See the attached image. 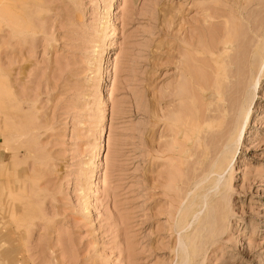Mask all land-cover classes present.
<instances>
[{
    "label": "rangeland",
    "instance_id": "rangeland-1",
    "mask_svg": "<svg viewBox=\"0 0 264 264\" xmlns=\"http://www.w3.org/2000/svg\"><path fill=\"white\" fill-rule=\"evenodd\" d=\"M256 24L264 0H0V264H264Z\"/></svg>",
    "mask_w": 264,
    "mask_h": 264
},
{
    "label": "bare ground",
    "instance_id": "bare-ground-1",
    "mask_svg": "<svg viewBox=\"0 0 264 264\" xmlns=\"http://www.w3.org/2000/svg\"><path fill=\"white\" fill-rule=\"evenodd\" d=\"M262 10V9H261ZM260 12V11H259ZM252 13V12H251ZM263 15V14H262ZM258 21V20H257ZM258 24V23H257ZM256 24V26H255V30H256V35L258 34V36H261V40H260V43L258 44V46H257V55H258V65L260 66V64H261V61L264 59V27H262V30L260 29V31H259V33L257 32V28H258V25ZM257 27V28H256ZM240 34V33H239ZM249 36V35H248ZM249 38V37H248ZM226 39H228V40H226L225 42H224V46H226V45H228V44H231L232 42H234V41H239V38H238V34H236V33H234V34H231V35H229L228 36V38H226ZM234 44V43H233ZM237 46H238V48L240 49L239 50V52H238V54H237V57H238V59L239 58H241V61L240 62H244L245 60H246V58H245V56H246V52H247V48L249 47V46H246V44H244L243 42L241 43V41H239V42H237ZM234 54L235 53H233V54H231V55H233L234 56ZM230 58H232V57H230ZM236 59V58H235ZM240 60V59H239ZM230 61H232V59H230ZM255 62H256V60H255ZM209 64V63H208ZM244 64V63H243ZM112 65V64H111ZM236 65V64H235ZM234 65V66H235ZM237 65H239L240 67H241V65H240V63H237ZM254 65L256 66V64L254 63ZM246 66V65H245ZM113 67V66H112ZM113 70V69H112ZM243 70V69H242ZM242 73H243V71L241 72V75H242ZM207 78H208V76H207ZM240 78V77H239ZM105 79V78H104ZM241 79V78H240ZM246 79V78H245ZM245 81V80H244ZM252 82H254V84L252 83ZM251 83L253 84V87L255 86V84H256V82H257V79L255 80L254 79V81H252ZM248 89V88H247ZM235 90V89H234ZM238 96V95H237ZM236 98V97H235ZM102 100V99H101ZM230 101V100H229ZM244 115H243V117L241 118L242 120L241 121H238V123H237V125H236V129H234V131L236 130V132L231 136L232 137V140L233 141H236V140H238L237 138H239V134H241V132H242V128H243V124L245 123V122H247L248 121V118H247V113H246V111H245V113H243ZM202 118V117H201ZM229 121V120H228ZM227 123V122H226ZM231 127V126H230ZM200 129H201V127L200 126H198V128H197V131H200ZM240 139V138H239ZM232 141V142H233ZM100 142H101V139H100ZM223 142V141H222ZM100 144V143H99ZM234 151V150H233ZM231 155H232V153H231ZM229 163H230V155L229 154H227L226 156H224L223 158H221L220 160H218L217 161V163H215L216 164V167H215V169L214 170H212V172H215V174H217L216 176L217 177H215V178H213L212 180H213V187H216L219 183H220V178H219V176L225 171V169H226V167L229 165ZM211 171V170H210ZM226 185V184H225ZM223 186V187H218L219 189H218V191L219 192H221V191H223V189L226 187V186ZM204 204V203H203ZM197 206V205H196ZM190 210V209H189ZM201 211V210H200ZM189 213V212H188ZM208 213V212H207ZM206 213L204 214V216L202 215V216H199V212L196 210V209H194L193 210V212L191 213V215L190 216H188V217H184V223L181 225L182 227L180 228V229H182V228H185V227H187V225L189 224V221L192 219V217H197V223H196V226L194 227V229L193 230H195V231H191V232H194L193 234H194V238L192 239V238H190V233H187L186 235H187V237L189 238V240L190 239H192L189 243L191 244V247H187V245H185V241L184 240H182V243H184L183 244V250H184V257H183V260H187V259H193L194 258V256H195V253H194V251H195V245H197V243L200 241V239H201V235H199L198 234V236H197V233L199 232V229L201 228V227H203V226H201V225H203V221H204V219H205V217H206ZM208 217V216H207ZM191 218V219H190ZM208 224V223H207ZM206 225V224H205ZM210 225V224H209ZM207 226V225H206ZM205 226V227H206ZM192 234V235H193ZM185 237V236H184ZM197 239V240H196ZM194 241V242H193ZM201 242V241H200ZM189 245V244H188ZM190 246V245H189ZM192 249V250H191Z\"/></svg>",
    "mask_w": 264,
    "mask_h": 264
}]
</instances>
